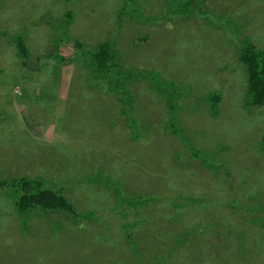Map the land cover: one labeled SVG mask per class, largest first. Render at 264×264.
Here are the masks:
<instances>
[{
  "label": "rangeland",
  "instance_id": "1",
  "mask_svg": "<svg viewBox=\"0 0 264 264\" xmlns=\"http://www.w3.org/2000/svg\"><path fill=\"white\" fill-rule=\"evenodd\" d=\"M123 1L0 0V31L25 34L28 63L35 66L25 71L15 59V48L0 36V179L42 175L57 185L73 181L66 193L77 209H92L102 216L97 222H73L48 213L53 223H63L58 234L47 217L36 214L30 228L20 231L12 200L0 193V264H136L123 225L138 221L127 230L139 242L143 258L139 264H264V232L255 233L261 223L253 222L256 216L247 211V203L255 204L250 199L264 190V105H246V73L237 70L235 47L221 37L219 26L202 18L195 26L181 27L162 21L118 22L115 11ZM137 2L146 16L163 14L164 0ZM205 4L234 20L264 48V0H205ZM68 8L77 18L67 36H55L49 22ZM90 9L98 11L82 19ZM247 13L253 18L249 23L244 20ZM39 15L42 22L35 27L32 20ZM58 37L62 38L54 49ZM114 38L124 65L161 67L180 87L190 86L185 98L177 100L183 109L176 112L183 135L190 139L188 146L168 123V100L145 77L127 82L133 98L128 112L122 111L117 93L107 87L82 90L84 72L64 62L73 57L74 42L92 48ZM52 51L62 62L49 59L44 67L39 57ZM215 91L223 96L217 117L207 104ZM132 116L141 130L135 142L128 125ZM191 145L212 152L223 164L217 171L219 183L194 156ZM98 172L121 181L130 193L157 201L137 210L128 207L122 211L127 212L124 217L111 209L115 192L97 180ZM194 197L203 199V204L193 203ZM173 201L184 207L173 206ZM256 212L264 218V212ZM105 218L112 222L110 230L102 222ZM192 227L193 233L188 230ZM183 234L187 243L181 246L174 239ZM243 244L250 246L244 257ZM187 251L188 263L183 253Z\"/></svg>",
  "mask_w": 264,
  "mask_h": 264
},
{
  "label": "trees",
  "instance_id": "2",
  "mask_svg": "<svg viewBox=\"0 0 264 264\" xmlns=\"http://www.w3.org/2000/svg\"><path fill=\"white\" fill-rule=\"evenodd\" d=\"M66 1L69 2L70 0ZM163 4V14L161 16H146L140 9V3H138L137 0H124L121 6L115 11V18H117L118 22H124V20H128L135 22L138 25H145L147 23L156 21L170 22L176 27H181L182 25L187 26L188 24L195 26L196 21L198 22L202 18V20L208 25L212 23L219 26L221 29V37L224 35L226 41L231 42L236 49V53L238 54V59L236 61L237 70L243 69L242 72L246 73V105L263 106L264 48H259L257 44L254 43L247 36V34L243 32L242 27H239L234 22V20L229 17H224L220 14L214 13L210 8L208 9L205 4V0H164ZM97 11L98 9H90V11H87L88 15L82 16V19H85L88 16L91 17L90 15L97 13ZM76 18L77 14L72 9L68 8L60 17L53 20V22H49V24L51 23V31L55 36H67L68 27L71 22L75 21ZM251 19L253 18L249 13H247L244 19L245 23H249ZM41 22V15L38 17L35 16L34 20H32V25L37 27ZM75 23L79 25V21H76ZM23 29L24 25L21 26L20 30ZM0 36L7 40L8 45H11L15 48L16 55L19 59H21V63L24 66L29 56L25 34L21 33V31L9 33L7 30H1ZM61 38L62 37L55 38L54 49H57L56 42ZM144 39H149V37H145ZM74 45L75 49L73 57L64 60V62L70 64L73 67L76 65V68L78 66L84 72L85 81L84 84L81 85L83 91H85V89L93 90L94 88L101 89V87H107L117 93L118 98H116V101L121 105V107H123L122 111L128 112V110H130L133 106V98L130 94V90L128 88L129 84L127 85V82H131L132 78L135 77H145L146 81L152 86V88L162 95L165 100H168V123L172 127L173 133L180 137V140L183 142L184 146L189 145L190 139L183 135L185 133V129L179 123L176 112L178 108L183 109L180 107L177 100L185 98L187 92H189L190 86L189 89L187 88L188 91L185 88L180 87L177 85L176 79L172 78L173 80H170L167 78L168 76L163 73L161 67L150 69L141 66L131 67L124 65L119 57V55L122 53L117 48L116 38L106 39L104 42L92 48L84 46L79 40H76ZM51 58L62 62L58 57H56L55 52L53 53L52 51L46 56H41V59H43L45 62L44 67L48 65L47 62L50 61L49 59ZM44 67H42L39 72H41ZM82 80L83 77L81 81ZM86 81L87 83L84 87ZM48 83L51 84L52 82L48 80ZM32 95L36 96V91H33ZM222 98L223 96L216 91L210 93L207 97V104L210 107V112L213 117L218 116L219 103H221ZM133 117L134 116H132L128 125L132 131L131 138L132 140L134 139L135 142V140L139 139L141 130L137 119ZM234 127L235 125L232 126L233 129ZM262 137L264 138V132ZM190 148L193 150L194 156L201 159L203 162L202 165L207 168L209 167L210 171L215 173L214 180L216 183H219L218 181L220 177H218V173H220V168L223 167V164L216 162V158H214L215 155L212 152H203L201 150L195 149L192 145ZM262 149L264 150V148ZM180 156L181 155H177L176 158L178 159ZM170 163L171 162H169V167ZM177 169L180 170L179 168ZM88 178L91 180L90 177ZM96 178L97 180L104 182L106 186L109 187V189L114 190L116 204L113 205L111 209L116 211V213L123 215L124 217L127 215V212L122 213V211L125 209L127 210L128 207H132L137 210L140 207L148 205L149 202L153 200L157 201V198L153 196H143L137 193H130L126 191L121 181L105 176L101 172L97 173ZM72 183L73 181H64L63 183L57 185L56 183H53L51 179H46L42 175H35L33 177L16 176L0 179V193L5 194L8 199L12 200L13 212L17 221L20 223V231H26L30 228V220L36 214H41L42 218L47 217L48 213L61 214L65 217H68L69 220L73 222H97L98 220H101L100 217L102 216H98L95 210L87 209L85 211H79L77 209L76 205L66 193V190L71 186ZM254 197L255 198L250 199L254 202L250 203L255 204L250 205L247 203V205H249V207L247 206V211L256 216L253 218V222L261 223L259 230L255 233H262L264 232V222H262L264 218L261 214H256V211L264 212V202L261 203L259 201L261 197H264V190L260 191ZM192 201L198 205L203 204V199H199L197 197L192 198ZM172 205L181 208L184 207V204L178 205L175 201L172 202ZM231 206H237V202H232ZM113 211L110 214V217L113 215ZM45 219L48 220L47 222H49L50 228L55 233L58 232L59 234V231L64 228L63 223L61 222L53 223L48 217ZM102 222H105V224L108 223L107 229H111L112 222L110 219H102ZM138 222L125 223L123 225V228L126 231V242L128 245L130 243L134 250L132 251L134 253L132 255L136 261V264H139V261H142V253L139 248V242L135 241L133 235L129 233L127 229L129 227H135L139 224ZM119 226L121 228L122 224ZM188 230L193 233L195 228L192 227V230ZM174 240L178 245L182 244L181 246H184L187 243V237L184 236V234L182 237L178 236ZM242 241L244 243V240ZM122 242L125 243L124 240ZM120 246H116L115 249H118ZM218 246L219 245H217V247ZM172 248H175V246ZM172 248L169 250L170 253ZM248 248H250V246L247 247L244 244L242 245V251H240L242 257L245 256L246 252L249 250ZM183 253L185 254L184 259L188 263L190 261V254L188 251ZM125 257L128 258L129 253H125ZM194 263L195 262H191V264Z\"/></svg>",
  "mask_w": 264,
  "mask_h": 264
},
{
  "label": "clouds",
  "instance_id": "3",
  "mask_svg": "<svg viewBox=\"0 0 264 264\" xmlns=\"http://www.w3.org/2000/svg\"><path fill=\"white\" fill-rule=\"evenodd\" d=\"M51 53V52H50ZM41 56H43V55H41ZM41 56L39 57L40 59H41ZM29 57V56H28ZM15 59H17L20 63V65H22V63H21V59H19L18 57H17V55H15ZM52 59V58H51ZM22 67L24 68V70L25 71H28V70H31V69H33V68H35V66H32L31 64H29L28 63V59H27V61H26V63L24 64V66L22 65Z\"/></svg>",
  "mask_w": 264,
  "mask_h": 264
}]
</instances>
